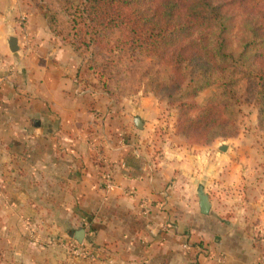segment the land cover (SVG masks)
I'll use <instances>...</instances> for the list:
<instances>
[{
    "label": "crops",
    "instance_id": "obj_1",
    "mask_svg": "<svg viewBox=\"0 0 264 264\" xmlns=\"http://www.w3.org/2000/svg\"><path fill=\"white\" fill-rule=\"evenodd\" d=\"M77 73L30 0H0V264H264V224L212 213L207 185L225 160L207 151L201 164L199 147L181 143L155 153L148 115L158 121L163 103L115 106ZM79 228L91 258L63 247Z\"/></svg>",
    "mask_w": 264,
    "mask_h": 264
},
{
    "label": "trees",
    "instance_id": "obj_2",
    "mask_svg": "<svg viewBox=\"0 0 264 264\" xmlns=\"http://www.w3.org/2000/svg\"><path fill=\"white\" fill-rule=\"evenodd\" d=\"M30 1L77 56L96 47L100 77L110 71L166 99L189 143L233 136L241 103L255 105L264 129V8L255 0Z\"/></svg>",
    "mask_w": 264,
    "mask_h": 264
},
{
    "label": "rangeland",
    "instance_id": "obj_3",
    "mask_svg": "<svg viewBox=\"0 0 264 264\" xmlns=\"http://www.w3.org/2000/svg\"><path fill=\"white\" fill-rule=\"evenodd\" d=\"M255 1L264 8V0ZM93 49L96 47L90 45V47L79 50L80 57L76 54L79 72L77 75L81 79L83 89L87 88L91 92H88L89 94L96 96L104 94L112 101V104L119 107L123 106L127 100H130L131 105L137 104L136 102L143 96H148L158 103L162 102L163 110L156 117L158 121L153 119L156 114L148 115L153 120L149 121V127H151L152 143L158 148L155 149V153L161 152L159 148L163 144L194 145L176 132V111L167 104L166 99L156 97L143 86H140L137 91L135 90L137 86L130 79L123 78L121 75L111 77L110 71H106L104 77H100L98 53L95 55ZM88 66H91L90 69ZM212 92V88L205 89L198 94L195 101L199 104L205 103ZM151 112H153L152 109ZM221 145H225L226 149L220 150ZM195 146L199 147L196 153L200 156L198 160L201 164L207 161V151L214 155L215 161L218 162L220 158L225 160L224 164L216 165L214 182L212 185H207L208 191L215 199L216 206L212 213L217 220L223 222L249 220L251 224L259 222L264 224V129L258 126L255 105L252 102L239 105L237 131L233 136L217 137L203 145Z\"/></svg>",
    "mask_w": 264,
    "mask_h": 264
},
{
    "label": "water",
    "instance_id": "obj_4",
    "mask_svg": "<svg viewBox=\"0 0 264 264\" xmlns=\"http://www.w3.org/2000/svg\"><path fill=\"white\" fill-rule=\"evenodd\" d=\"M7 44H8V47H9L11 52H15L18 49L17 39L14 36H10L8 38ZM134 122H135V125L138 128L142 127L141 120L138 117L134 118ZM219 148H220V150H225L226 146L225 145H221V146H219ZM197 197H198V200H199L200 212L202 214H207L209 212V208H210V201H209L208 195L204 191L203 185H199L198 186ZM84 234H85L84 229L83 228H79L78 230L75 231V234H74L75 240H77L78 242H81L83 240V238H84Z\"/></svg>",
    "mask_w": 264,
    "mask_h": 264
},
{
    "label": "built area",
    "instance_id": "obj_5",
    "mask_svg": "<svg viewBox=\"0 0 264 264\" xmlns=\"http://www.w3.org/2000/svg\"><path fill=\"white\" fill-rule=\"evenodd\" d=\"M18 22L19 25L24 28L26 24V16L25 14H20L18 16ZM103 179L106 182V187L112 186V180L110 174L106 173L103 175ZM149 202L144 199L141 201L142 206H147ZM63 247L68 251L70 255L73 256H85V257H93V252H90L86 245H84L81 242H78L77 240H67L63 243Z\"/></svg>",
    "mask_w": 264,
    "mask_h": 264
}]
</instances>
